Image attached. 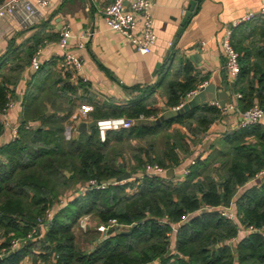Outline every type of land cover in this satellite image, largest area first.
<instances>
[{
  "label": "trees",
  "instance_id": "obj_1",
  "mask_svg": "<svg viewBox=\"0 0 264 264\" xmlns=\"http://www.w3.org/2000/svg\"><path fill=\"white\" fill-rule=\"evenodd\" d=\"M256 35L257 29L248 22L233 31L232 43L240 54L234 92L242 95L238 102L243 111L255 104L264 109V46L251 41ZM38 45L28 48L9 68L10 54L1 58L0 112L9 96L15 97L28 63L25 59L32 58ZM192 71L190 65L184 68V83L180 75H163L161 85L169 108L180 106L186 94L200 85L191 78ZM80 86L57 77L40 94L28 90L18 136L0 146V248L9 250L14 239L28 240L46 212L54 211L43 240L26 242L7 253L0 264H21L26 258L33 264H264V177L260 184L245 188L264 170V124L225 134L219 161H196L183 181L173 182L143 172L147 165L178 167L181 155L190 154V143L196 144L221 119V109L198 106L160 124L140 122L129 130L108 132L104 142L96 129L67 139L65 124L76 107ZM155 89L127 107L107 112L94 107L93 116L96 120L157 116L146 98ZM48 104L65 115L48 116ZM174 124L187 132L172 130ZM3 133L0 125V137ZM127 172L142 179L103 190L87 187L93 180L113 183ZM64 197L68 203L58 209ZM232 203L238 223L216 210L203 211L206 206L230 207ZM85 216L94 217L99 225L116 220L128 229L111 230L107 239L87 252L75 234ZM241 227L259 231L238 239Z\"/></svg>",
  "mask_w": 264,
  "mask_h": 264
},
{
  "label": "crops",
  "instance_id": "obj_2",
  "mask_svg": "<svg viewBox=\"0 0 264 264\" xmlns=\"http://www.w3.org/2000/svg\"><path fill=\"white\" fill-rule=\"evenodd\" d=\"M113 1L51 0L49 7L41 8L38 0H27L10 9L6 17L0 20V60L4 55L10 54L7 68L14 64L16 59L24 57L28 48L35 47L38 43L36 52L41 51L39 74L31 68L32 58L25 59L28 63L24 64L14 91L15 97H12L16 105L9 113L11 125L10 128H4L0 146L13 141L11 130L14 126L19 127L23 121L22 104L28 90L34 89L38 94L43 87L52 86L57 77L74 85L82 84L76 92L78 99L74 102V112L65 124L66 138L77 139L82 132L90 133L92 130L80 131L81 124L89 125L97 121L93 116L94 107L103 109V112L111 108L127 107L130 103L143 99L150 88L156 89L146 98L149 97L148 100L153 104L150 108L157 110L158 114L144 117L142 122H158L165 114V108L169 111L174 109L167 106L168 100L161 85L163 75L168 74L171 78L180 75V81L184 83L187 80L185 73L183 74L184 68L190 65L193 70L191 78L198 85L214 84L218 92H224L228 97L224 108L220 107L218 101L208 104L221 109V119L212 124L207 134L196 144L190 143V154L181 155L178 167L166 169L161 175L173 182L183 181L186 177L184 170L190 167V161L210 159L214 162L226 146L222 141L223 136L242 129L239 123L244 111L235 97L236 77L226 69L222 42L226 31L232 28L235 22L253 13L257 19L248 23H252L257 29V35L256 39L252 38L251 41L255 40L258 46H264V17L260 14L264 8V0H198L196 12L181 33L179 30L182 28L190 0H150L157 42L152 52L147 55L139 53L123 36L110 30L105 24L103 10ZM64 26L71 29L68 50L82 60L80 77L86 79L85 83H73L59 68V61L64 52L59 47L58 40L59 32ZM81 37H84L83 48L79 47ZM69 94L73 99L72 93ZM47 111L48 116L65 115L62 111L56 112L49 104ZM83 111L87 114V119L82 116ZM110 118L115 117L98 120ZM171 129L180 130L183 134L187 132L180 124H174ZM263 172L264 170L249 181L245 188L260 184L264 177ZM137 178L132 176L128 182ZM231 207L236 212L234 203ZM234 222L238 223V218ZM98 226L92 216L79 220L75 228L77 240L79 236L92 235V239H86L87 248L84 247L83 250L92 252L104 241L103 235L97 231ZM245 235L247 234L241 227L238 239ZM238 239L232 240V243L235 244ZM78 245L80 246L79 240ZM28 262L29 258H26L21 264H29ZM30 264H33L32 259Z\"/></svg>",
  "mask_w": 264,
  "mask_h": 264
},
{
  "label": "built area",
  "instance_id": "obj_3",
  "mask_svg": "<svg viewBox=\"0 0 264 264\" xmlns=\"http://www.w3.org/2000/svg\"><path fill=\"white\" fill-rule=\"evenodd\" d=\"M27 0H5L0 4V20L4 19L10 9L17 7L18 5L24 3ZM51 4V0H38V5L41 8H47ZM103 20L107 27L123 36L135 49L141 54H150L153 47L157 42V36L154 31V18L152 13V3L150 0H114L113 3L106 6L103 10ZM261 15H264V8L261 9ZM255 18L253 13L246 15L240 21L234 23V26L226 31L225 37L222 42L224 54L226 57V69L233 76H237L240 73V54L236 51L233 46V29L243 23L252 21ZM71 29L68 26H64L59 32L58 45L63 50L64 55L59 61V68L65 76H69L73 83H85L86 79L80 77L82 71V60L76 54L68 50L69 40L71 38ZM84 37H81V42L79 44L80 48L84 47L83 43ZM205 44V43H203ZM40 50L32 57L31 68L38 71L41 68V62L39 60ZM208 83L201 84L197 89L190 91L186 94L183 103L174 108L173 111L181 109L184 105L190 103L197 95H199L206 87ZM236 99H241L242 95L240 93L235 95ZM16 101L9 96V102L6 107L0 112V125L3 128H10L9 113L15 107ZM84 119L88 116L85 111L82 112ZM144 116H141L138 120L127 119L125 117L102 119L96 121V130L98 131L101 142L106 140L108 132H118L122 130H129L134 127L137 123L144 121ZM258 124H264V109L255 104L250 109L242 113V119L239 123L240 128H247L249 126H254ZM18 136V126H14L11 130L12 140H15ZM190 164H195V161H190ZM166 172V169L160 167L159 165H147L143 175L149 176H161ZM264 173V172H263ZM190 174L189 167L184 170V176ZM142 179V177L137 178ZM135 180V181H136ZM127 181L113 183H98L93 180L88 184V188L103 190L109 185L117 186L127 183ZM86 189V188H85ZM68 203V198H61L58 202V209L61 206H65ZM216 210L221 217L236 221L237 215L232 207L220 206L217 208H212L206 206L203 211ZM54 211L52 209L46 212L43 219L39 220V224L34 230V232L28 236V240H18L14 239L10 242L11 248L7 250L6 248H0V259H2L10 251L19 250L23 244L30 242L32 240L41 241L44 239V235L47 230V221L53 218ZM186 221V217H183L182 222ZM119 228L128 229V227L123 228L120 226L116 220L110 221L108 224H101L98 226L97 231L103 235V239L109 237L111 230ZM176 227L174 233L176 232ZM245 234H251L259 231L253 227L243 228ZM261 231V230H260ZM172 234V236L174 235Z\"/></svg>",
  "mask_w": 264,
  "mask_h": 264
},
{
  "label": "water",
  "instance_id": "obj_4",
  "mask_svg": "<svg viewBox=\"0 0 264 264\" xmlns=\"http://www.w3.org/2000/svg\"><path fill=\"white\" fill-rule=\"evenodd\" d=\"M198 4V0H190L188 10L186 12L185 18L182 22V28L179 30V33L182 32L183 28L186 26L189 19L192 15L196 12V7ZM228 95L226 93H220L217 91V87L214 84H209L199 95H197L190 103L184 105L181 109L177 111H169L168 108H165V114L160 117L158 120V124L168 121L170 119L179 117L184 115L185 113L189 112L190 110L198 107V106H206L211 102L218 101L220 107L224 108L227 103ZM23 121H21L22 123ZM96 128V121L91 124H81L80 131H84L87 129H95ZM131 179L130 173H125L123 176L117 179V182L127 181ZM129 234V232L127 233ZM1 261V259H0Z\"/></svg>",
  "mask_w": 264,
  "mask_h": 264
},
{
  "label": "rangeland",
  "instance_id": "obj_5",
  "mask_svg": "<svg viewBox=\"0 0 264 264\" xmlns=\"http://www.w3.org/2000/svg\"><path fill=\"white\" fill-rule=\"evenodd\" d=\"M217 158H219V157H216L215 162L219 161V159H217ZM86 239H92V235H89V236H85V235L79 236L78 240H79V244H80V247L81 248H84V247L87 248V243L88 242L86 241ZM30 260H31V258H29V262H28L29 264H30ZM23 264H26V263H23Z\"/></svg>",
  "mask_w": 264,
  "mask_h": 264
}]
</instances>
